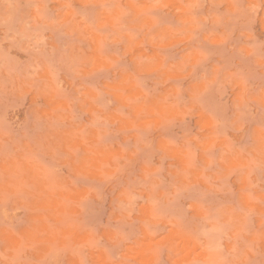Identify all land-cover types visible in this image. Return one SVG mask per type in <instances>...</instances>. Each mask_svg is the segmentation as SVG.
I'll use <instances>...</instances> for the list:
<instances>
[{"label": "rangeland", "instance_id": "374dc122", "mask_svg": "<svg viewBox=\"0 0 264 264\" xmlns=\"http://www.w3.org/2000/svg\"><path fill=\"white\" fill-rule=\"evenodd\" d=\"M0 264H264V0H0Z\"/></svg>", "mask_w": 264, "mask_h": 264}]
</instances>
